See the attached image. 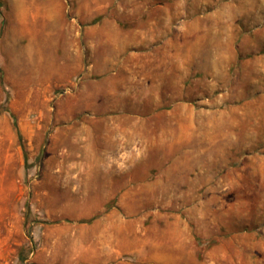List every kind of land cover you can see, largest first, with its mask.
I'll return each instance as SVG.
<instances>
[{
  "label": "rangeland",
  "instance_id": "374dc122",
  "mask_svg": "<svg viewBox=\"0 0 264 264\" xmlns=\"http://www.w3.org/2000/svg\"><path fill=\"white\" fill-rule=\"evenodd\" d=\"M24 1L0 0V264H264V0Z\"/></svg>",
  "mask_w": 264,
  "mask_h": 264
},
{
  "label": "crops",
  "instance_id": "0c3cea01",
  "mask_svg": "<svg viewBox=\"0 0 264 264\" xmlns=\"http://www.w3.org/2000/svg\"><path fill=\"white\" fill-rule=\"evenodd\" d=\"M37 5L36 0H25L21 5V13L27 18L29 15L36 10L38 14L44 15L43 9H32L34 5ZM38 7V6H37ZM42 35V30H38L34 36H32V41H31V57H32V63L36 66L37 70H44L46 67V59H45V48H46V43L44 42L43 39H40ZM106 253L104 256V259L111 262L112 260H116L120 257V255L126 251L127 245L124 243H114V242H106ZM126 249V250H125ZM107 263V262H106ZM102 263V264H106ZM118 264H132L129 262H120ZM143 264H151V263H143Z\"/></svg>",
  "mask_w": 264,
  "mask_h": 264
},
{
  "label": "trees",
  "instance_id": "16d2710c",
  "mask_svg": "<svg viewBox=\"0 0 264 264\" xmlns=\"http://www.w3.org/2000/svg\"><path fill=\"white\" fill-rule=\"evenodd\" d=\"M14 126L18 129V125L16 123V121L14 120ZM19 135H20V132L18 131Z\"/></svg>",
  "mask_w": 264,
  "mask_h": 264
}]
</instances>
